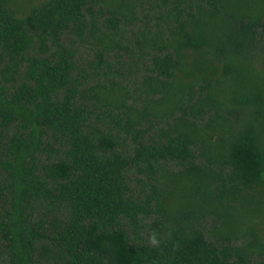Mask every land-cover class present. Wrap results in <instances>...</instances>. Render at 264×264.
I'll return each mask as SVG.
<instances>
[{"label":"trees","instance_id":"1","mask_svg":"<svg viewBox=\"0 0 264 264\" xmlns=\"http://www.w3.org/2000/svg\"><path fill=\"white\" fill-rule=\"evenodd\" d=\"M0 264H264V0H0Z\"/></svg>","mask_w":264,"mask_h":264},{"label":"clouds","instance_id":"2","mask_svg":"<svg viewBox=\"0 0 264 264\" xmlns=\"http://www.w3.org/2000/svg\"><path fill=\"white\" fill-rule=\"evenodd\" d=\"M153 245L156 244V239H155V236L153 235V237L151 238V241H150Z\"/></svg>","mask_w":264,"mask_h":264}]
</instances>
